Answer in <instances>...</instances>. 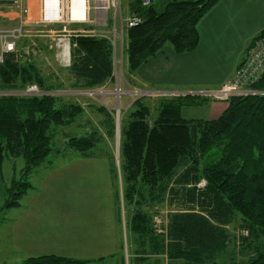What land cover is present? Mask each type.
I'll use <instances>...</instances> for the list:
<instances>
[{
	"label": "trees",
	"instance_id": "obj_1",
	"mask_svg": "<svg viewBox=\"0 0 264 264\" xmlns=\"http://www.w3.org/2000/svg\"><path fill=\"white\" fill-rule=\"evenodd\" d=\"M219 1L152 0L145 5L129 0L130 14L140 23L125 27L128 78L165 45L178 53L196 50L198 23ZM71 41L72 88L90 90L112 80L109 39L77 34ZM33 84L44 91L66 86L61 78L49 83L33 55L4 53L0 91ZM252 88L264 91V75ZM204 100L194 95L159 99L153 115L146 99L138 98L122 120L124 201L134 206L131 220L140 235L139 259L146 260L148 246L150 253H165L171 264H264V95L232 97L215 119L183 115L184 108ZM97 110L106 116L102 125L109 124L113 132V113L105 106ZM84 112L81 103L52 94L0 95V165L6 156L22 158L25 164L22 178L12 182L7 207L18 206L31 187L26 176L52 153L53 128L74 123ZM102 143L104 136L94 126L70 137L65 148L93 158ZM165 206L173 209L166 214V232L157 234L154 218ZM232 246L239 251L227 252ZM104 259L42 254L27 264H98Z\"/></svg>",
	"mask_w": 264,
	"mask_h": 264
},
{
	"label": "rangeland",
	"instance_id": "obj_2",
	"mask_svg": "<svg viewBox=\"0 0 264 264\" xmlns=\"http://www.w3.org/2000/svg\"><path fill=\"white\" fill-rule=\"evenodd\" d=\"M125 2L126 0H120L119 13L116 9H111L108 13L110 22L117 19L116 30L104 25L96 26V29L105 30V35L115 37L117 41L114 50L115 68L112 80L107 85L90 90L71 87L73 80L69 74V66L72 58L69 63L64 61L61 50L69 45L74 33L61 31L59 23L43 24L40 0H16L14 4L0 5V31L20 28V22H23V36L17 40L16 50L24 57L33 55L49 83L52 80L58 82L61 78L66 85L52 91H44L37 85L43 91L40 95L61 96L66 102L76 101L85 107L84 114L74 123L53 128V151L45 163L26 176L31 187L23 194L17 207L6 205L12 196V182L22 178L25 164L22 158H3L0 165V264H27L29 258L47 252L58 255L75 254L80 257L78 259L105 258L98 264H120L121 259L125 260V264H141L144 261L145 264H170L165 253H150L148 246L146 260L144 257L139 259L140 235L133 230L131 220L134 206L127 205L124 201L125 182L120 153L122 120L138 98L146 99L152 107L153 115L157 114L155 109L159 99L194 95L204 97V102H228L219 100L214 95L201 93L211 89L218 90L227 81L213 88H146L135 84L128 78L124 57L126 43L121 42L122 37L126 40L124 25L120 24V19L127 16ZM33 7L37 14L28 15ZM28 8L29 12L26 13ZM74 26L76 25L70 24L68 30ZM252 45L253 43L249 49ZM26 88L15 90L11 94L26 96L22 95ZM5 91L11 90L0 92L6 93ZM100 106H105L113 113V132L109 129V124L102 125L106 116L97 110ZM183 115L186 118H204L206 108L195 104L184 108ZM94 126L104 136V143L96 150V157L83 158L65 148L70 137L83 135ZM171 209L173 208L165 206L161 215L155 216L157 234L166 232V214ZM241 233L242 231L238 235ZM234 251H239V248L235 250L232 246L227 252ZM237 257L243 258L242 255Z\"/></svg>",
	"mask_w": 264,
	"mask_h": 264
},
{
	"label": "crops",
	"instance_id": "obj_3",
	"mask_svg": "<svg viewBox=\"0 0 264 264\" xmlns=\"http://www.w3.org/2000/svg\"><path fill=\"white\" fill-rule=\"evenodd\" d=\"M128 4L129 0H126L127 16L125 19H120L121 26L125 24L124 21L127 18L136 17L130 14ZM37 5L35 4V6ZM15 6L18 7V5ZM27 10L29 12V8ZM40 10L42 14V9ZM31 11L28 15L37 14L34 7ZM92 15L94 16L95 13ZM70 24L76 26L69 31L96 29V26L89 23H68L67 29ZM113 24H117V19L115 23L110 22L108 27L112 28ZM59 29L62 31L63 24L59 25ZM198 30L200 43L196 50L178 53L171 45H165L156 56L142 64L130 79L135 84L146 88L148 86L155 88H188L190 86L213 88L228 81L238 65L245 59L254 38L264 31V0H220L199 21ZM123 41H125L124 37ZM71 43L70 40V51ZM203 103L201 106L206 108L204 118L207 119L218 118L228 107V102L223 101H205ZM61 254L80 258L75 254ZM121 261L120 264H125L124 259Z\"/></svg>",
	"mask_w": 264,
	"mask_h": 264
},
{
	"label": "built area",
	"instance_id": "obj_4",
	"mask_svg": "<svg viewBox=\"0 0 264 264\" xmlns=\"http://www.w3.org/2000/svg\"><path fill=\"white\" fill-rule=\"evenodd\" d=\"M152 0H143L145 5H149ZM83 3V16L80 13V6L74 3ZM42 23L49 25L60 23L63 24L62 31L73 32L75 34H85L109 39L113 50L116 49L117 41L104 34L103 29H81L78 31H69L66 28L68 23H89L94 26L109 25L108 12L111 9H116L119 13L120 0H41ZM27 13L28 10L26 9ZM56 15L54 16L53 14ZM92 13H95L93 16ZM121 13V12H120ZM74 14H76L74 16ZM106 14V15H105ZM116 21V18H115ZM114 21V23H115ZM124 27H134L140 23L138 17H130L124 21ZM20 28H14L6 31H0V64L3 62V56L6 52L16 51V42L23 36V22H20ZM116 30V24L112 26ZM123 42V37L121 39ZM62 43V42H61ZM65 43V41H64ZM253 45L247 53L243 63L239 65L232 75L231 79L225 82L218 90L211 89L210 91H202L203 95H214L219 100L228 101L235 96L248 95H264V91L253 89L264 75V31L258 34L252 41ZM70 44L66 45L61 50V56L64 61L71 60ZM4 94H11L14 91H5ZM42 90L36 84L27 86L26 90L22 91V95H40ZM14 94V93H13ZM16 95V94H15Z\"/></svg>",
	"mask_w": 264,
	"mask_h": 264
},
{
	"label": "water",
	"instance_id": "obj_5",
	"mask_svg": "<svg viewBox=\"0 0 264 264\" xmlns=\"http://www.w3.org/2000/svg\"><path fill=\"white\" fill-rule=\"evenodd\" d=\"M15 0H0V5L14 4Z\"/></svg>",
	"mask_w": 264,
	"mask_h": 264
},
{
	"label": "bare ground",
	"instance_id": "obj_6",
	"mask_svg": "<svg viewBox=\"0 0 264 264\" xmlns=\"http://www.w3.org/2000/svg\"><path fill=\"white\" fill-rule=\"evenodd\" d=\"M74 4H77L78 6H80L81 9H80V13H79V14H80L81 16H83V10H82V9H83V8H82V7H83V3H81V2H80V3H76V2H75ZM53 15L55 16L56 13L53 14ZM75 15H76V14H74V16H75Z\"/></svg>",
	"mask_w": 264,
	"mask_h": 264
}]
</instances>
